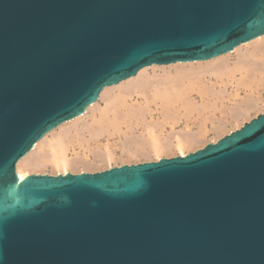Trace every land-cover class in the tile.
<instances>
[{
  "label": "water",
  "instance_id": "obj_1",
  "mask_svg": "<svg viewBox=\"0 0 264 264\" xmlns=\"http://www.w3.org/2000/svg\"><path fill=\"white\" fill-rule=\"evenodd\" d=\"M264 34V0H0V264H264V111L184 156L17 160L106 85Z\"/></svg>",
  "mask_w": 264,
  "mask_h": 264
},
{
  "label": "bare ground",
  "instance_id": "obj_2",
  "mask_svg": "<svg viewBox=\"0 0 264 264\" xmlns=\"http://www.w3.org/2000/svg\"><path fill=\"white\" fill-rule=\"evenodd\" d=\"M263 111L261 34L209 59L152 63L104 86L84 111L35 141L17 160L15 172L21 180L32 173L110 166L113 138L121 154L135 160L184 156Z\"/></svg>",
  "mask_w": 264,
  "mask_h": 264
},
{
  "label": "rangeland",
  "instance_id": "obj_3",
  "mask_svg": "<svg viewBox=\"0 0 264 264\" xmlns=\"http://www.w3.org/2000/svg\"><path fill=\"white\" fill-rule=\"evenodd\" d=\"M253 117H255V116H254L253 113H251V118H253ZM209 135L210 134H208V136ZM114 139H116V138H113V139L110 140V143L112 145L111 147H112L113 152H114V156H113L114 159L112 161H110V163H109L110 166L105 165V166H103L101 168L94 169L92 171L91 170H86L84 172H96V171H101V170H104V169H107V168H110V167H113V166H119V165H122V164L141 163V162H149V161H157L158 160V159H155L154 156H152L150 159H146V158L140 157L137 160H135V158H133V157L129 158L127 155L121 154L122 151H121V147L119 146L120 144L114 145ZM190 152H192V151H190ZM174 156H177V154L176 155H172L170 157H174ZM161 157L170 158V157H165V156H161ZM46 172L48 173V171H46ZM78 172L79 171H76V172L69 171L68 173H78ZM41 174H43V173H41ZM48 174H53V173H48Z\"/></svg>",
  "mask_w": 264,
  "mask_h": 264
}]
</instances>
